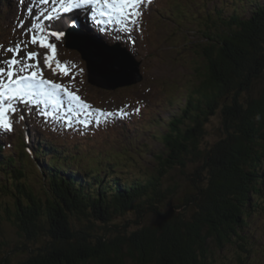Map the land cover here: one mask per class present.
I'll return each instance as SVG.
<instances>
[{
	"label": "trees",
	"instance_id": "obj_1",
	"mask_svg": "<svg viewBox=\"0 0 264 264\" xmlns=\"http://www.w3.org/2000/svg\"><path fill=\"white\" fill-rule=\"evenodd\" d=\"M234 1L249 14L218 7L184 18L197 23L188 46L203 65L160 135L155 173L120 175L110 158L83 169L44 138L34 155L28 140L8 154L0 141V215L19 237L9 249L0 241V264H215L226 245L234 259L223 264H247L251 219L264 216V86L252 92L264 76V1ZM215 116L218 133L205 140ZM186 167L187 189L169 203L163 178Z\"/></svg>",
	"mask_w": 264,
	"mask_h": 264
},
{
	"label": "rangeland",
	"instance_id": "obj_2",
	"mask_svg": "<svg viewBox=\"0 0 264 264\" xmlns=\"http://www.w3.org/2000/svg\"><path fill=\"white\" fill-rule=\"evenodd\" d=\"M29 5L33 8L31 15L27 11ZM52 7L51 3L41 5L39 0H23V3L21 0H0V45L3 46L0 48V53H3L0 55V60L8 59L12 55L4 49L14 47L21 41H28L29 36L24 33L32 24L33 17L37 16L40 11H51ZM218 7H223L226 15L232 14L234 10L238 13H245L246 16L249 14L247 9L243 10L239 1L234 0H153L150 5H145L140 22L142 30L133 29L131 32L135 44L133 45L127 39L119 40L140 62L142 79L131 86L117 87L115 84L117 81L112 80L110 85L115 87L106 90L90 84L86 77L88 71H86L85 61L78 51L64 46V38L57 40L54 37H48L56 47L54 62L58 60L62 62V66H67L70 75L65 76L61 75L59 70L53 74L51 68L44 66V56L46 53L50 54L48 49L29 44L20 55L23 56L25 51L38 52L44 79L69 86L71 90L79 89L78 94L92 105L93 112L95 109H103L116 113L117 110L122 109L128 114L122 118L117 116L113 122L108 124L102 123L97 126L90 123L84 127L80 121L91 119V117L75 110L74 106L70 105L61 94L60 107L57 109H49L41 105L39 108L25 110L23 112L25 119L22 121L17 122L20 113L13 117L14 130L0 134V141L9 145L5 153H16L15 143L20 140L24 141V135L28 132L30 139L28 142L24 141V148L31 155H34L37 140L44 138L53 145H63L68 147L72 153L77 154L80 160L76 161V164L83 169H87L91 160L110 158L112 162L116 161L115 173L120 175H128V173H123L127 171L139 177H147L155 173L159 162L157 156L163 151V141L160 135L166 130L168 119L180 111L186 93L190 90L189 85L194 79L195 67L199 68L203 65L202 61L192 52V46H188L199 41L197 23L183 22L184 18L190 20V13L199 17L198 13L211 12ZM72 12V19L75 18L74 21L77 20V22L80 19L83 25L75 29L77 32H82V35H76L84 39L98 41L101 37L102 40L111 44L118 41L115 39L117 34L126 35L116 33L112 29L101 30L102 26L94 22L88 11L79 10L75 13L73 10ZM70 13H63L61 21L44 23L46 25L65 23L64 26H60L64 31L70 27L68 26L70 25ZM21 21L24 22L23 28L17 27ZM184 24V29L178 28L184 27ZM85 31L91 34L86 36ZM80 69L84 71L80 72ZM71 76H75L74 82L71 81ZM263 86L264 76L255 83L252 92H256ZM18 107L25 108L24 105ZM137 107L141 109L139 113L134 111ZM40 108H44L46 113L52 111L55 116L52 119H42L37 113ZM70 108L73 110L69 111ZM123 120L124 124H121ZM218 120L215 116L208 125L205 140L213 141L216 137L218 131L215 127L218 126ZM73 145H77L78 149H72ZM93 165H97V161L91 166ZM190 170L191 167L174 168L163 178V187H170V192L172 190L171 194L169 192L171 197L169 203L179 200L187 189ZM29 178L32 181L37 178L34 169L29 172ZM131 216L130 214L122 218L118 217L113 220V223H123ZM154 219L149 217L147 221ZM263 229L264 216L252 217L248 239L251 240L254 248L251 256L248 257L247 264H264ZM18 239L14 227L0 215V241L8 245L5 249L12 248ZM233 250V247L226 245L222 251L224 253L220 255L221 260L216 255L214 263L223 264L228 258L233 260Z\"/></svg>",
	"mask_w": 264,
	"mask_h": 264
},
{
	"label": "snow or ice",
	"instance_id": "obj_3",
	"mask_svg": "<svg viewBox=\"0 0 264 264\" xmlns=\"http://www.w3.org/2000/svg\"><path fill=\"white\" fill-rule=\"evenodd\" d=\"M153 0H39L41 5L51 3V11H40L39 15L33 17L32 24L25 30L29 36L27 42L21 41L14 47L4 49L11 53L8 59L0 60V134L12 132L14 130L13 117L20 113L18 121L25 119L23 112L31 108H39L43 105L45 108L57 109L60 107L61 94L67 99L68 103L74 106L79 113L91 117L88 120H81L82 126L87 127L90 123L99 126L108 124L120 116L121 118L128 113L117 110L116 113L95 109L87 103L78 94L79 89L71 90L69 86L43 78V71L40 67L39 53L34 51H25L24 55L20 53L27 49L29 44L38 45L40 48L48 49L49 53L44 56V66L51 68L53 74L59 70L63 75H70L67 66H62V62L56 60V67L53 68L52 61L56 56V47L48 39L49 36L59 40L64 36V31L56 23L46 25V21H59L63 18V13L73 10H86L93 17L94 22L101 25V30L112 29L116 33H124L125 36L117 34L116 40L127 39L133 45L135 40L131 36L133 29L142 30L140 22L143 16V7L150 5ZM23 3V0H21ZM31 15L33 8L29 5L27 9ZM94 14V15H93ZM42 18V19H41ZM17 27L23 28L24 22L21 21ZM39 29V31H37ZM0 48H3L0 45ZM3 53H0L2 55ZM75 67V65H73ZM111 71H119V66L114 65ZM83 72V69L79 70ZM75 76H71L74 82ZM19 105H24L21 109ZM70 108L69 111H72ZM139 113L141 109H134ZM38 114L45 115L46 119H52L55 113L41 109ZM67 124V120H65Z\"/></svg>",
	"mask_w": 264,
	"mask_h": 264
},
{
	"label": "water",
	"instance_id": "obj_4",
	"mask_svg": "<svg viewBox=\"0 0 264 264\" xmlns=\"http://www.w3.org/2000/svg\"><path fill=\"white\" fill-rule=\"evenodd\" d=\"M74 29L65 31V47L78 51L86 62L87 81L99 88L110 89L112 80L116 86L136 84L142 79L140 62L119 43L108 45L102 41H89L74 33ZM119 71H111L114 66Z\"/></svg>",
	"mask_w": 264,
	"mask_h": 264
},
{
	"label": "bare ground",
	"instance_id": "obj_5",
	"mask_svg": "<svg viewBox=\"0 0 264 264\" xmlns=\"http://www.w3.org/2000/svg\"><path fill=\"white\" fill-rule=\"evenodd\" d=\"M47 11H48V10H47ZM38 15H39V14H38ZM23 17H24V16H23ZM78 21H79V23L82 25V22L80 21V19H78ZM30 23H31V22H30ZM79 23H78V24H79ZM64 24H65V23L61 24V26H64ZM58 26H60V25H58ZM87 35H90V34H87ZM91 36H92V35H91Z\"/></svg>",
	"mask_w": 264,
	"mask_h": 264
}]
</instances>
